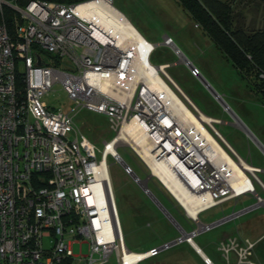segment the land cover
<instances>
[{
  "label": "built area",
  "instance_id": "built-area-1",
  "mask_svg": "<svg viewBox=\"0 0 264 264\" xmlns=\"http://www.w3.org/2000/svg\"><path fill=\"white\" fill-rule=\"evenodd\" d=\"M82 8L87 10L85 15L78 13ZM3 9L11 12L9 24ZM0 15V264H104L113 253L117 264H140L180 243L181 238L141 254L127 250L106 159L122 165L124 175L142 190L145 181L116 153L122 143L143 164L148 181L156 180L195 223H199L201 212L246 195L255 196L257 206H264L254 187L264 192L258 179L260 171L246 165L222 141L213 127L220 123L210 120V124L201 125L244 174L240 190L232 187L240 184L239 179H232L218 169L216 162H210L208 148L192 138L180 115L177 117L169 108L166 95L153 92L146 79L137 76L139 49L134 43L121 41L119 45L106 23V16L116 15L117 20L127 21L112 0L76 5L32 1L23 9L15 0H0ZM150 46L148 61L155 49ZM161 46L182 59L171 39L164 38ZM184 64L192 78L199 77L196 69ZM167 69V65L155 68L157 77L199 120L202 114L168 77ZM55 86L61 87L78 108L107 119L115 136L104 144L99 161L94 146L83 137L78 139L71 117L53 112L42 103ZM132 122L137 124L153 158L150 166L135 149L143 154L142 150L123 132ZM121 137L122 143H117ZM172 159L177 162L175 167ZM151 165H166L186 197L204 201L196 218L190 217L154 176ZM147 191L143 193L147 195ZM213 227L200 225L184 239L191 242ZM46 238L50 239L49 249L44 247ZM75 244L80 248L87 244L89 256L73 255ZM254 246L249 240L230 238L221 242L218 250L225 261L233 253L236 264H255L251 261Z\"/></svg>",
  "mask_w": 264,
  "mask_h": 264
},
{
  "label": "rangeland",
  "instance_id": "rangeland-1",
  "mask_svg": "<svg viewBox=\"0 0 264 264\" xmlns=\"http://www.w3.org/2000/svg\"><path fill=\"white\" fill-rule=\"evenodd\" d=\"M112 2L113 7L126 18L134 30L155 47L149 64L153 68L167 65L166 74L189 102L204 117L217 118L221 122L213 127L237 152L239 158L249 167L260 166L264 161V102L255 90L253 77L237 72L209 38L195 26L176 0H112ZM226 2L232 3L237 27L247 33L264 30V0ZM164 38L172 40L182 59L175 56L170 49L161 46ZM184 62L198 71V78L191 77L190 70ZM202 82L208 88L204 87ZM42 103L53 112H61L71 117L74 129L78 132V139L83 137L94 146L99 161L104 144L110 143L115 136L109 129L107 119L103 115L78 108L68 100L59 86L53 87L51 92L43 97ZM224 107L227 108V113L224 112ZM236 122L246 133L230 126ZM70 139L73 140V136H70ZM116 153L141 181H148L149 174L129 148L118 144ZM105 163L125 246L131 252H142L145 247L158 243L166 236V232L174 227L164 214V210L176 222L178 221L176 215L169 210L171 199L156 180L150 179L147 188L158 202L155 203L124 175L122 165L115 163L110 157ZM258 178L262 180L260 175ZM254 187L259 193L258 187L256 185ZM210 213L200 214L199 220L204 222L203 219ZM49 240L44 239L45 249L50 247ZM72 253L75 256L87 257L88 245L83 244L80 248L75 244L72 246ZM152 262L153 260H147L140 264ZM104 264H117L115 253Z\"/></svg>",
  "mask_w": 264,
  "mask_h": 264
},
{
  "label": "crops",
  "instance_id": "crops-1",
  "mask_svg": "<svg viewBox=\"0 0 264 264\" xmlns=\"http://www.w3.org/2000/svg\"><path fill=\"white\" fill-rule=\"evenodd\" d=\"M205 118L221 123L217 118ZM222 125H225V123H222ZM230 126L246 133L238 122ZM220 138L222 139L221 136ZM222 141L230 148L236 157L239 158L237 152L223 139ZM253 168L260 171L259 175L262 177V180L259 181L264 187V161L261 162L260 166ZM257 187L259 193L256 192V196L264 200V192L259 186ZM168 197L171 199L169 210L176 215L178 221L176 222L174 219L173 221L166 215L174 227L171 228L169 232L167 231L166 236L159 240L158 243L145 247L146 249L142 252L133 253L141 254L152 249H158L164 244H172L181 238L182 241L180 243L172 245L169 249L164 250L147 260H153L152 264H236L237 258L235 254H230L228 261H225L218 250L221 242L230 238H236L239 242L244 240L253 242L255 246L251 261L255 264H264V206H257L255 196L246 195L237 200L228 201L221 206L206 211L211 213L203 219L204 222L199 220V215L206 212H201L197 217L199 223H195L188 218L176 202L169 195ZM222 220L224 221L221 222ZM211 222L213 223L210 224ZM213 224L216 225L211 230L199 233L192 238L191 242L185 241L184 236L190 235L192 232L198 230L200 225Z\"/></svg>",
  "mask_w": 264,
  "mask_h": 264
},
{
  "label": "bare ground",
  "instance_id": "bare-ground-1",
  "mask_svg": "<svg viewBox=\"0 0 264 264\" xmlns=\"http://www.w3.org/2000/svg\"><path fill=\"white\" fill-rule=\"evenodd\" d=\"M87 9H92V7ZM86 9H79V15H85ZM116 15L113 18H108L106 23L108 24L109 30L115 33L116 38L118 39V44L121 45V41L125 42L126 44H135L136 47L139 49L140 52V61L136 59V67L138 68L137 76L146 79L147 84L153 90V92L161 94L160 92L166 95L167 104L170 103L168 106L172 109L177 117L182 119V121L187 125L188 132L194 139H199L203 146L206 149L208 148L207 156L210 162H216V166L220 171L224 174L233 177L232 179H239L240 184L234 185L232 187L234 190H240L243 188L244 185V174L241 172L239 167L219 148V146L215 143L212 137L207 133V131L202 127L201 123H209L210 120L205 118L203 115L199 118H194V116L182 105V103L175 97L168 88L161 83L159 77H157V73L155 68H153L148 61V54L149 51L152 49L150 44L146 42L134 28L124 19L120 18L117 20ZM147 43V45H145ZM141 46V48H140ZM142 49V50H141ZM142 62V64L140 63ZM185 63V62H184ZM159 83V85H158ZM171 101L174 104H171ZM127 133L128 136L136 143V145L142 150L143 154L135 149L138 153H140L142 159L150 166L153 163V158L151 154H149L148 149H146V141L141 137L139 128L135 122L130 123L123 131ZM122 137L118 140L117 143L121 142ZM123 144V143H122ZM176 160H171V165L176 166ZM247 168V166H243ZM153 170L154 176H156L164 186L170 191V193L178 200V202L182 205L185 209L187 214L191 217L196 218L197 212H199L198 208L200 204L204 203L203 200L201 201H194L190 197H186L181 190L176 186L174 181L171 179V175L168 174V167L166 165H162L161 167L157 165H151ZM246 185H249V182L246 180Z\"/></svg>",
  "mask_w": 264,
  "mask_h": 264
},
{
  "label": "trees",
  "instance_id": "trees-1",
  "mask_svg": "<svg viewBox=\"0 0 264 264\" xmlns=\"http://www.w3.org/2000/svg\"><path fill=\"white\" fill-rule=\"evenodd\" d=\"M32 1L76 5L90 0H15L20 9ZM226 1L176 0L195 26L209 38L233 68L240 74L253 77L255 90L264 102V30L247 33L237 27L232 3ZM2 12L5 22L9 24L10 10L3 9Z\"/></svg>",
  "mask_w": 264,
  "mask_h": 264
},
{
  "label": "water",
  "instance_id": "water-1",
  "mask_svg": "<svg viewBox=\"0 0 264 264\" xmlns=\"http://www.w3.org/2000/svg\"><path fill=\"white\" fill-rule=\"evenodd\" d=\"M202 85L204 86V87H206V88H208L207 87V85L204 83V82H202ZM214 96V98H217L215 95H213ZM218 100V99H217ZM219 101V100H218ZM224 109H227L226 107H224L223 108V110ZM146 184H147V181H145L144 182V188H143V191H147V187H146ZM147 195L155 202V203H157L158 204V202L154 199V197L151 195V194H148V191H147ZM159 207H160V205H158ZM160 209L163 211V209H162V207H160ZM164 213H165V215H167L169 218H171V220H173V218L168 214V212H166L165 210L163 211ZM174 221V220H173ZM224 220H222L221 222H223ZM221 222H219V223H221ZM218 224V223H217ZM216 225V224H215ZM214 225V226H215Z\"/></svg>",
  "mask_w": 264,
  "mask_h": 264
}]
</instances>
